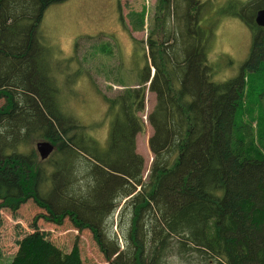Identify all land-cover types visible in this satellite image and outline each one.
Masks as SVG:
<instances>
[{"label": "trees", "instance_id": "1", "mask_svg": "<svg viewBox=\"0 0 264 264\" xmlns=\"http://www.w3.org/2000/svg\"><path fill=\"white\" fill-rule=\"evenodd\" d=\"M63 1L0 0V206L14 212L32 199L47 221L60 224L69 215L76 228L92 232L111 264H163L192 251L215 264H264V160L246 156L258 147L250 146L249 130L246 142L237 134L234 122L241 74L264 59V28L253 22L264 0L233 1L236 8L226 12L250 26L254 46L238 75L224 82L212 80L210 28L200 25L198 1L187 9L195 19L182 41L160 43L150 33L139 82L101 95L110 118L104 144L58 99L54 71L70 59L46 44L41 21L46 8ZM168 1L160 0L163 10ZM117 10L125 28L119 4ZM149 80L156 102L146 116L152 159L145 180L135 138L143 131ZM38 138L54 145L45 160L30 146ZM122 201L118 212L129 225L123 233L118 224L120 249L106 231ZM17 246L11 264H81L76 247L65 253L38 229Z\"/></svg>", "mask_w": 264, "mask_h": 264}, {"label": "rangeland", "instance_id": "2", "mask_svg": "<svg viewBox=\"0 0 264 264\" xmlns=\"http://www.w3.org/2000/svg\"><path fill=\"white\" fill-rule=\"evenodd\" d=\"M197 1L200 3L196 12L200 25L206 30L210 28L207 60L212 68V80L224 82L238 75L254 46L250 26L238 16L226 15L230 9L236 8L233 1L243 3L247 0H195L193 3ZM193 3L192 0H169L168 8L163 10L160 0H65L46 8L41 21L45 42L53 50L60 51L62 58L70 59L54 71L62 111L85 125L87 133L104 144L110 118L106 116L101 95L114 96L122 85L133 86L139 82L149 56L146 39L150 33L160 43L166 38L176 37L182 41V37H187V32L192 31L189 21L195 19L194 11L187 9L190 5L193 7ZM117 4L125 28L119 21ZM168 30L170 33L167 34ZM133 39L139 42L134 44ZM162 46L158 47L162 50ZM180 47L176 49L180 50ZM241 77H244V90L234 117L236 132L245 140L249 130L254 139L250 146L254 143L258 148L249 149L246 156L264 160V59H259L251 69L244 68ZM147 87L148 84L141 115L143 131L135 138L136 152L144 161L145 180L152 159L148 147L152 128L146 116L156 102L155 93ZM2 103L0 98V106ZM39 141L46 140H30L38 159L36 143ZM82 176L86 181V174ZM122 204L123 201L109 220L106 231L111 240L116 239L120 249L125 243L119 227L125 233L129 225V216L118 212ZM43 214L47 212L32 199L14 212L0 206V264H11L18 240L34 229L46 233V237L65 253L76 247L81 264H111L88 228H76L69 215L63 217L62 223L56 224L45 220ZM172 250L176 251L169 249L168 254ZM196 253L198 251L183 256L170 255L163 264H215L210 256Z\"/></svg>", "mask_w": 264, "mask_h": 264}, {"label": "water", "instance_id": "3", "mask_svg": "<svg viewBox=\"0 0 264 264\" xmlns=\"http://www.w3.org/2000/svg\"><path fill=\"white\" fill-rule=\"evenodd\" d=\"M254 22L257 26L264 27V8H259L256 10ZM36 149L40 159L45 160L51 154L54 147L49 141H39L36 143Z\"/></svg>", "mask_w": 264, "mask_h": 264}]
</instances>
